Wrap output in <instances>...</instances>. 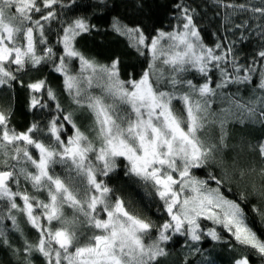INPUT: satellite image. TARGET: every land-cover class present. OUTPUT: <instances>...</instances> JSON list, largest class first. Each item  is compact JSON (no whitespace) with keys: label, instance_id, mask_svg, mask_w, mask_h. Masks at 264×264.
Returning a JSON list of instances; mask_svg holds the SVG:
<instances>
[{"label":"snow or ice","instance_id":"1","mask_svg":"<svg viewBox=\"0 0 264 264\" xmlns=\"http://www.w3.org/2000/svg\"><path fill=\"white\" fill-rule=\"evenodd\" d=\"M60 3L0 0V89L14 91L16 84L23 86L21 73L52 62L73 103L90 115L91 126L81 130L73 113L57 102L58 115L45 128L33 122L17 131L11 106L0 107V224L8 219L23 235L14 214L19 213L38 233L34 243L25 238L22 247L13 248L0 227V244L12 248L19 264H33L34 253L44 264H161L169 255L167 242L178 235L193 243L211 238L233 250L246 249L232 264H252L250 256L264 260V135L231 145L238 149L231 163L224 157L230 125H259L264 131V47L247 62H241L235 42L209 47L195 9L176 3L181 23L173 31L158 29L146 36L140 27L113 25L141 55V49L150 52L147 69L138 78L125 73L124 79L119 58L101 64L76 49L77 37L95 28L83 18L61 29L62 54L47 45L45 24L56 19L54 6ZM214 3L231 10L224 14L225 23L251 12L264 44V0ZM250 27L248 20L235 25ZM247 39L242 34L240 42ZM73 58L79 61L75 74L68 66ZM192 72L203 82L185 79ZM26 87L33 93L31 109L48 106L37 93L57 99L43 79ZM213 129L218 135H211ZM45 130L47 143L40 138ZM211 167L218 171L208 172L207 179L194 175ZM118 168L152 188L167 220L157 226L130 210L131 203L105 182ZM250 177H258L259 184L249 181L243 192L229 187ZM22 180L33 193L22 189Z\"/></svg>","mask_w":264,"mask_h":264},{"label":"trees","instance_id":"2","mask_svg":"<svg viewBox=\"0 0 264 264\" xmlns=\"http://www.w3.org/2000/svg\"><path fill=\"white\" fill-rule=\"evenodd\" d=\"M225 2L259 4V0H225ZM176 3H183L186 7L195 9L198 14L195 17L197 26L201 29V35L207 46L212 47L216 42H222L225 45L229 42H235L233 47L239 53L241 62H247L245 58L250 60L256 51L264 47L261 38L256 34L255 24L259 21H252L251 12L237 13L232 16L231 23H225L224 14L226 11L230 12L231 10L218 6L214 3V0H61L60 4L54 6V11L57 13L56 19L45 24L47 45L53 47L58 54H62V44L57 43L59 37L63 35L61 29L75 19L83 18L86 23L94 25L95 28L90 33H83L77 37L76 49L86 58L94 59L101 64H109L113 59L119 58L122 78H127L125 73H131L135 78H138L139 74L146 70L151 62L150 52L141 49L144 52V55H141L132 46V41L113 30V25L119 22L128 27H140L146 36H154L158 29L173 31L175 26L181 23L177 19L180 12L173 7ZM39 15V13L35 14L34 18H39ZM245 20H248L251 24L249 29L235 28V25H239ZM242 34L248 38L243 43L240 42ZM39 47L43 46L40 45ZM219 51L217 50L218 54ZM68 66L72 74L79 71V61L77 59H71ZM54 67L55 65L49 62L21 73L19 79L23 81V86L16 84L14 91L10 93L0 89V107L11 106L13 111L11 123L17 131H25L33 122H39L40 126L45 128L47 121L58 115L57 102H59L65 113H73L75 122L81 127V130H87L91 126L90 115L73 103L72 97L64 88L62 74L55 72ZM218 78L219 73L214 72L213 79ZM40 79L47 82V85L56 94L57 99L52 101L46 94L37 93L36 95L48 106L43 109H31L29 105L33 93L26 85ZM185 79H191L194 83L203 82L202 76L195 72L186 73ZM235 87L231 86L230 90L234 91ZM176 107L179 108L180 105L176 104ZM65 126L69 128V134H71L70 126ZM46 135L45 130L44 135H41L40 138L45 139ZM211 135H218V129H213ZM262 135H264V131L261 130L259 125H230L228 140L230 147L225 150L224 157L231 163L232 157L238 151V149L233 151L231 145H240L242 140L255 142ZM45 142L47 143L46 139ZM251 159L249 156L248 160L251 161ZM256 166L259 167L258 161H256ZM56 171H61L59 166ZM217 171L218 169L215 167L197 169L194 170V175L201 179H207L208 172ZM249 181L259 184L258 177H250L245 181L231 183L229 187H232L234 192H243ZM105 182L115 190L117 195L131 203L130 210L134 214L150 220L157 226L168 219L161 206L162 202L155 196L152 188L144 185L134 177L125 176L122 169L118 168L111 173L109 177L105 178ZM21 183L22 189L27 188L29 193H33V189L29 184H26L23 180ZM40 198L44 199L45 197L40 195ZM17 203L22 202L17 200ZM66 211L69 215L71 214L70 210L66 209ZM14 214L17 215L23 229V235L13 229L12 222L8 219L3 220L0 224V227L7 231L12 247H22L25 238L34 243L38 239L37 231L26 223L24 216L19 213ZM207 224L209 227L212 226L211 222H207ZM257 227L259 228L260 225L257 224ZM218 231H220L219 228ZM221 234L225 240L231 239L227 233L222 232ZM197 247L200 249L198 252L195 251ZM166 248L169 255L162 258L161 264H232L235 258L247 251L244 248L233 250V246L221 241H213L211 238H204L199 243H193L186 237L178 235L167 242ZM32 259L33 264H44L43 257L38 253H34ZM250 259L252 264H264V260L259 257L250 256ZM0 264H19V259L13 254L12 248L3 244H0Z\"/></svg>","mask_w":264,"mask_h":264}]
</instances>
